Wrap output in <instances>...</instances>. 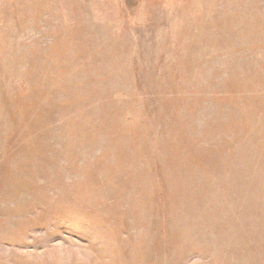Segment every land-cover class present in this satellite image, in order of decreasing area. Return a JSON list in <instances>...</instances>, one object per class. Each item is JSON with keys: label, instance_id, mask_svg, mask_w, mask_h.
I'll return each instance as SVG.
<instances>
[{"label": "rangeland", "instance_id": "374dc122", "mask_svg": "<svg viewBox=\"0 0 264 264\" xmlns=\"http://www.w3.org/2000/svg\"><path fill=\"white\" fill-rule=\"evenodd\" d=\"M0 264H264V0H0Z\"/></svg>", "mask_w": 264, "mask_h": 264}]
</instances>
